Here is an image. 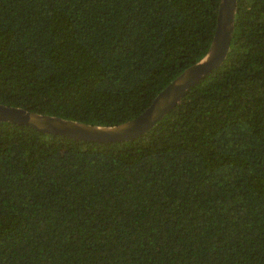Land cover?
<instances>
[{
  "label": "trees",
  "instance_id": "1",
  "mask_svg": "<svg viewBox=\"0 0 264 264\" xmlns=\"http://www.w3.org/2000/svg\"><path fill=\"white\" fill-rule=\"evenodd\" d=\"M220 0H0V104L113 126L208 50ZM0 264H264V0L144 134L0 121Z\"/></svg>",
  "mask_w": 264,
  "mask_h": 264
},
{
  "label": "water",
  "instance_id": "2",
  "mask_svg": "<svg viewBox=\"0 0 264 264\" xmlns=\"http://www.w3.org/2000/svg\"><path fill=\"white\" fill-rule=\"evenodd\" d=\"M235 4L236 0L219 1L215 28L207 52L163 87L141 113L127 121L113 126H96L3 104H0V121L79 140L117 142L134 139L146 133L181 99L190 86L223 61L229 49Z\"/></svg>",
  "mask_w": 264,
  "mask_h": 264
}]
</instances>
